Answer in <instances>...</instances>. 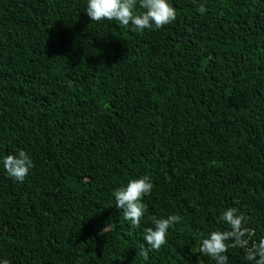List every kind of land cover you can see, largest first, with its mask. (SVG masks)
Returning a JSON list of instances; mask_svg holds the SVG:
<instances>
[{
	"label": "trees",
	"instance_id": "obj_1",
	"mask_svg": "<svg viewBox=\"0 0 264 264\" xmlns=\"http://www.w3.org/2000/svg\"><path fill=\"white\" fill-rule=\"evenodd\" d=\"M143 34L85 0H0V259L10 264H214L200 233L236 208L264 236V0H171ZM204 9L203 11L201 9ZM147 174L135 229L113 191ZM179 214L150 249L151 217ZM229 248V264H251Z\"/></svg>",
	"mask_w": 264,
	"mask_h": 264
},
{
	"label": "clouds",
	"instance_id": "obj_2",
	"mask_svg": "<svg viewBox=\"0 0 264 264\" xmlns=\"http://www.w3.org/2000/svg\"><path fill=\"white\" fill-rule=\"evenodd\" d=\"M85 12L91 21H114L121 28H131L139 34L146 29H162L174 22L177 16L171 0H85ZM0 165L9 178L23 183L35 167V162L28 151L19 150L0 159ZM153 188L152 178L143 174L129 179L113 191L115 207L123 211V217L131 227L141 228V221L148 212L144 197L149 196ZM219 219L227 228L200 233L198 251L211 258L214 264H229V248L238 247L247 249L245 259L251 264H264V236L248 247L252 232L246 227L247 217L236 208H226ZM182 221L183 217L179 214L153 215L152 226L143 231V240L150 249L159 250L167 243L169 230ZM0 264H10V261L0 259Z\"/></svg>",
	"mask_w": 264,
	"mask_h": 264
}]
</instances>
